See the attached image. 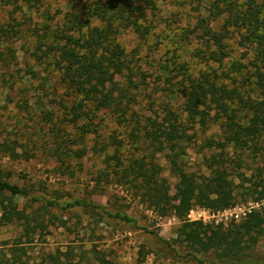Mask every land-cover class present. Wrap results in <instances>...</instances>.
Masks as SVG:
<instances>
[{
    "label": "trees",
    "instance_id": "obj_1",
    "mask_svg": "<svg viewBox=\"0 0 264 264\" xmlns=\"http://www.w3.org/2000/svg\"><path fill=\"white\" fill-rule=\"evenodd\" d=\"M196 1L200 15L202 10L206 12L200 16L201 26L191 33L204 28L208 34L206 49H198L197 54L221 66L231 56V43L236 42L246 51L247 63L234 60L221 72L204 71L190 77L184 86L182 109L166 105L160 120L149 123L134 109L139 84L134 80L132 58L117 37L129 28L147 36L149 25L144 22L156 6L155 0H87L66 15L45 52L54 69L62 73L68 95L74 98L70 117L64 115L60 122L77 126L91 114L107 110L126 127L134 151L123 156V140L117 136L111 145H95L96 152L100 148L105 153L98 177L123 185L159 215H173L181 221L178 245L154 234L166 256L198 264H262L255 247L264 237V0ZM14 36L11 28H0L2 66L10 67L16 59L9 44ZM61 104L67 106L63 101ZM52 113L48 112V120ZM211 122L218 126L220 138L210 137L207 146L220 152L205 159L207 173L188 171L183 162L186 143L192 141L188 132L195 125L207 128ZM53 124L54 136L61 132L69 135L64 125ZM78 126L82 138L96 132L89 122ZM75 140L68 137L59 145L66 146L65 155L82 157L85 148L74 151L68 146ZM112 144L117 147L110 153ZM159 153L178 179L176 195L170 193L168 180L162 176ZM10 178V171L0 170V227L16 225L20 234L13 242L0 238V264H65L57 254L31 260L25 245L33 242L34 235L46 234V218L53 215L52 207L85 206L123 222L134 220L121 212L98 211L99 206L89 201L78 199L63 205L57 197L44 202L32 195L30 187ZM19 198L26 203L21 205ZM239 199L259 206L227 226L188 219L197 206L224 210L237 205ZM34 201L41 203L36 207ZM90 253L91 257H82L79 264H113L95 248Z\"/></svg>",
    "mask_w": 264,
    "mask_h": 264
},
{
    "label": "rangeland",
    "instance_id": "obj_2",
    "mask_svg": "<svg viewBox=\"0 0 264 264\" xmlns=\"http://www.w3.org/2000/svg\"><path fill=\"white\" fill-rule=\"evenodd\" d=\"M86 1H0V28H11L15 36L9 44L16 51V59L10 67L0 65V170L10 171L12 182L30 187L32 195L44 202L58 197L65 205L79 199L98 205V211L121 212L134 220L123 222L85 206L52 207L53 215L46 218V234L38 233L33 242L25 244L28 256L31 260H40L43 255L57 254L65 264H79L82 257L90 258V252L95 248L113 264H198L166 256L162 252L163 244L154 237L156 233L178 245L181 221L177 217L159 215L123 185L98 177L105 165V153L100 148L96 152L95 145H111L112 138L117 136L123 140L120 150L123 156H130L134 151L126 127L119 125L107 110H100L91 114L90 119L78 122V125L89 122L96 131L83 138L78 125L60 122L64 115L70 117L74 98L68 95L62 73L54 69L45 52L54 42L55 32L62 28L66 15ZM155 3L144 22L149 25L147 36L142 37L129 28L117 37L132 58L134 80L139 84L134 109L149 123L160 120L166 105L182 109L184 86L190 77H197L204 71L221 72L234 60L248 62L246 51L236 42L231 43V56L221 66L207 62L202 54H197L198 49H206L208 38L204 28L191 33L201 26L200 16L206 12L202 10L200 15L198 1L155 0ZM122 81L126 82L125 77ZM61 101L67 106L64 107ZM48 112H53L51 120L47 118ZM53 123L64 125L69 135L61 132L59 137L54 136ZM188 133L192 141L186 143L184 166L197 174L207 173L205 159L220 152L207 146L210 137L220 138L218 126L215 122L207 128L195 125ZM68 137L76 139L68 144L72 150L86 149L84 156L65 155L66 146L59 143ZM116 147L112 144L108 152H115ZM157 158L163 168L162 176L168 180L170 193L176 195L177 177L171 173L163 154L159 153ZM19 201L21 205L26 203L24 198ZM40 203L34 201L36 207ZM249 205L239 199L233 207ZM232 220L229 214L228 224ZM19 234L16 225L0 227L3 240L13 242ZM66 252H69L70 261ZM255 253L258 261L264 264V237L256 245Z\"/></svg>",
    "mask_w": 264,
    "mask_h": 264
},
{
    "label": "built area",
    "instance_id": "obj_3",
    "mask_svg": "<svg viewBox=\"0 0 264 264\" xmlns=\"http://www.w3.org/2000/svg\"><path fill=\"white\" fill-rule=\"evenodd\" d=\"M259 203H250L248 207H232L227 208L218 212H211L207 208H193L188 214V219L191 221H202L205 224H228L229 214L235 221H239L244 218L249 212H251L252 208L258 207ZM232 220V221H233Z\"/></svg>",
    "mask_w": 264,
    "mask_h": 264
}]
</instances>
